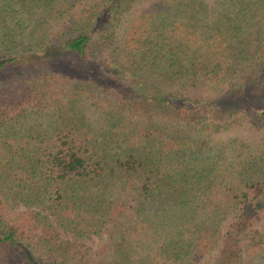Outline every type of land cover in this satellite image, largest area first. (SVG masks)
<instances>
[{
	"label": "trees",
	"instance_id": "16d2710c",
	"mask_svg": "<svg viewBox=\"0 0 264 264\" xmlns=\"http://www.w3.org/2000/svg\"><path fill=\"white\" fill-rule=\"evenodd\" d=\"M16 65L1 249L66 264L64 233L103 236L92 264H264V0H0ZM241 128L263 133L221 138Z\"/></svg>",
	"mask_w": 264,
	"mask_h": 264
},
{
	"label": "rangeland",
	"instance_id": "374dc122",
	"mask_svg": "<svg viewBox=\"0 0 264 264\" xmlns=\"http://www.w3.org/2000/svg\"><path fill=\"white\" fill-rule=\"evenodd\" d=\"M114 45L108 44L105 40L98 38L97 36H94L91 45L89 47V54L91 53L97 57V58H105L109 59L112 58L115 53L112 49ZM116 56V55H115ZM17 68L16 66H12L9 68H6L4 70H0V80H2L4 77H6L9 73H11L13 70ZM195 92L201 93V94H208L210 93V90L206 87H202L199 89H194ZM261 131H248L244 130V128L237 129L233 132H229L228 134H222L221 138L226 137L227 135H238L243 138H252L254 142L259 141V138L262 136ZM263 225V220L257 223V227H261ZM103 240V236L99 237H91L88 239H80V240H74L71 238V236L66 235L62 233L61 235V243L68 248V252L65 256V263L66 264H92L91 257L93 251L96 249V247L100 244V242ZM0 264H21L20 259L12 256L8 253H6L3 249L0 248Z\"/></svg>",
	"mask_w": 264,
	"mask_h": 264
}]
</instances>
